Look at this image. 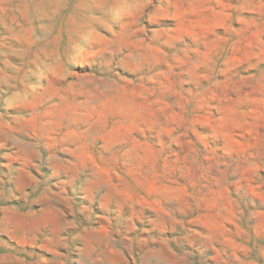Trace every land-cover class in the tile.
<instances>
[{
  "label": "rangeland",
  "instance_id": "374dc122",
  "mask_svg": "<svg viewBox=\"0 0 264 264\" xmlns=\"http://www.w3.org/2000/svg\"><path fill=\"white\" fill-rule=\"evenodd\" d=\"M0 264H264V0H0Z\"/></svg>",
  "mask_w": 264,
  "mask_h": 264
}]
</instances>
